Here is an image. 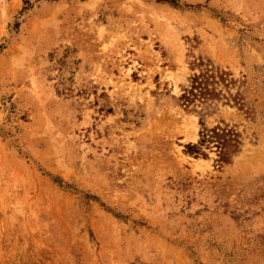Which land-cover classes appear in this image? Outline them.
<instances>
[{
  "label": "rangeland",
  "instance_id": "obj_1",
  "mask_svg": "<svg viewBox=\"0 0 264 264\" xmlns=\"http://www.w3.org/2000/svg\"><path fill=\"white\" fill-rule=\"evenodd\" d=\"M0 264H264V0H0Z\"/></svg>",
  "mask_w": 264,
  "mask_h": 264
},
{
  "label": "trees",
  "instance_id": "obj_2",
  "mask_svg": "<svg viewBox=\"0 0 264 264\" xmlns=\"http://www.w3.org/2000/svg\"><path fill=\"white\" fill-rule=\"evenodd\" d=\"M197 87L200 89L201 92L203 91V93H205L206 90H207V88L204 86V82H203V81H199L198 84H197V86L193 87V89H194V88L197 89ZM190 92H191V94H193V95L195 94V93H194V90H193V91L190 90ZM186 97H189V96H186ZM216 130H217V129L211 130V132L213 133L214 136H218V135H219V133H218ZM208 133H209V130L207 131L206 134H203L204 139L207 138V136H209ZM202 141H204V140L202 139Z\"/></svg>",
  "mask_w": 264,
  "mask_h": 264
}]
</instances>
